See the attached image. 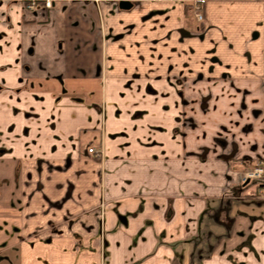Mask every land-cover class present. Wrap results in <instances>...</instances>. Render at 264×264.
<instances>
[{"label":"crops","instance_id":"1","mask_svg":"<svg viewBox=\"0 0 264 264\" xmlns=\"http://www.w3.org/2000/svg\"><path fill=\"white\" fill-rule=\"evenodd\" d=\"M120 1L0 0V264H264V0Z\"/></svg>","mask_w":264,"mask_h":264},{"label":"rangeland","instance_id":"2","mask_svg":"<svg viewBox=\"0 0 264 264\" xmlns=\"http://www.w3.org/2000/svg\"><path fill=\"white\" fill-rule=\"evenodd\" d=\"M92 1L97 3L100 0H92ZM121 1H128L131 4H133V2L135 0L134 1L133 0H121ZM195 5L198 6V7L196 6V9H195ZM192 6H193L194 17L196 18V20L201 21L203 19V13H202V10H201V5L198 2H193ZM197 14H201L202 15V19H199L197 17ZM201 80H203L204 82L201 81ZM198 81L203 82V84L199 85ZM207 82H208V79H207L206 76L205 77L204 76L203 77L202 76H198L197 78L196 77H193V78L184 77L181 80L173 78V83L177 84L178 86H180V84H181L182 88H185L187 84H190V83L193 84V86L188 88V91H187V98L188 99H186L185 102L188 103L187 105H188L189 111H191L192 114L195 113L193 115L195 117H198V113L195 110L196 109L195 104L197 103V100H198L199 97L196 96V93L190 92L191 89L195 90V88H196L197 91H198L197 95L198 96L200 95V102H199V107L201 108L200 112L202 111V112L205 113L207 111V109L209 107L213 106V104L215 102H218V101L220 102L221 101V98L219 97L217 92H215V91L213 92L212 89L209 91V87L204 86V84H207ZM194 83H197V84L194 86ZM229 87H231V86H229ZM176 88H178V87L176 86ZM231 88H237V86L233 85ZM185 95H186V93H185ZM233 100H234L233 98H230V99H227V100H225V99L223 100V102H224L223 104L228 106V109L224 108L226 113H225V116H224L223 120L227 121V122H230L229 124H230V126L232 128V131H235L234 130V124L237 122V117H238V113L237 112L238 111H242L244 109L245 105H243L242 103H237L236 105H233V103H232ZM215 105L217 106L216 103H215ZM214 109H215V107H214ZM199 116H203V115H199ZM198 120H200V119H198ZM223 126L224 125H222L220 127V129L216 133L215 137L218 138V139L221 138V140L224 138L223 140L227 142V139L225 138L226 136L223 135V134L226 131L228 125H225L224 128H223ZM230 126H229V128H230ZM232 131L229 130L228 133H231ZM230 145H231L232 148H235L237 144L235 143V141H232L230 143ZM1 171H4V170H1ZM242 179H243V177H242ZM250 179H253V178H250ZM1 181H2V178L0 177V183H1Z\"/></svg>","mask_w":264,"mask_h":264},{"label":"built area","instance_id":"3","mask_svg":"<svg viewBox=\"0 0 264 264\" xmlns=\"http://www.w3.org/2000/svg\"><path fill=\"white\" fill-rule=\"evenodd\" d=\"M36 2H37V0H27V2L25 4L26 9L27 10L33 9L36 5ZM51 4H52L51 0H44V6L45 7H50ZM197 5H195V9H196ZM197 17L199 19H202L201 14H197ZM88 152L94 153L97 156L100 154V151L94 149L93 147L88 148ZM263 176H264V163L260 162L259 164L255 165V166H253V167H251L245 171V173L243 174V180L250 179V178L257 179V178H261Z\"/></svg>","mask_w":264,"mask_h":264},{"label":"water","instance_id":"4","mask_svg":"<svg viewBox=\"0 0 264 264\" xmlns=\"http://www.w3.org/2000/svg\"><path fill=\"white\" fill-rule=\"evenodd\" d=\"M130 5H131V3L128 2V1H121V2H120V6H121V7H125V8H127V7H129Z\"/></svg>","mask_w":264,"mask_h":264}]
</instances>
